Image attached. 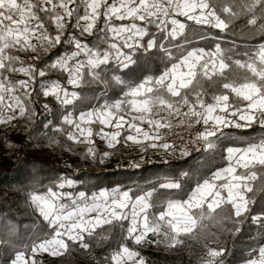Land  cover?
<instances>
[{"label": "snow or ice", "instance_id": "obj_1", "mask_svg": "<svg viewBox=\"0 0 264 264\" xmlns=\"http://www.w3.org/2000/svg\"><path fill=\"white\" fill-rule=\"evenodd\" d=\"M188 22L222 33L247 30L260 42L243 51L225 50L220 43L209 51H181L178 40L188 43ZM165 40L177 42L173 47L179 56H173ZM61 48L65 50L58 51ZM157 48L168 60L158 76L136 82L115 74ZM49 72L62 77L43 79ZM37 77L43 96L62 106L83 99L69 86L103 85L101 99L110 84L121 86L120 99H104L75 117L72 112L63 115V123L70 126L67 139L84 145L86 158H97L94 135L114 149L127 130L125 143L148 142L147 147L178 152L180 157L203 149L220 155L225 166L199 177L194 186L193 170L179 178H158L155 185L139 189L140 194L114 188L91 198L80 192V199H72L71 193L53 187L31 191L29 206L46 225L27 242L14 240L15 226L7 227L0 248L11 249L9 264H39L38 254L64 257L77 248L90 251L92 241L102 245L113 238L124 242L103 257L104 264H148L128 242L172 250L187 239L215 237L210 242H216L217 232L238 233L240 228L233 231L230 223L250 219L264 228V211L252 214L257 196L264 200V134L233 146L236 138L225 131L254 125L264 129V0H0V124L15 128L18 118L32 120ZM97 123L113 130L100 127L94 133L92 125ZM109 155L103 152L100 162ZM73 183L61 178L55 189ZM160 190H178L180 198ZM203 247L201 264H223L224 247ZM242 264H264V244L251 249Z\"/></svg>", "mask_w": 264, "mask_h": 264}, {"label": "trees", "instance_id": "obj_2", "mask_svg": "<svg viewBox=\"0 0 264 264\" xmlns=\"http://www.w3.org/2000/svg\"><path fill=\"white\" fill-rule=\"evenodd\" d=\"M188 23L191 25L187 32L188 43L186 44L184 39L178 40L182 46L181 51L192 48L212 49L216 43H220L225 50L232 48L234 51H243L245 48H250L253 43L260 42L258 35L247 30L244 34H241L239 29L235 33H222L216 29H209L207 26L201 27ZM163 43L172 50L174 57L180 55V52L173 47L176 41L165 40ZM63 50L65 49H58V51ZM23 58L26 62H33L27 56ZM167 63V58L157 48L150 54L141 55L136 65L129 69H120L115 74L121 75L128 81L139 82L146 76H158ZM60 77H62L61 73L49 72L43 79L55 80ZM16 78L23 77L21 74H16ZM40 80L41 78L37 77L33 84L36 91L31 98L35 116L31 121L21 118L15 128L10 127L8 134L15 146L6 157L7 165L0 168V238L5 237L8 226H15L17 235L14 240L22 242H27L31 234L39 233L40 229L45 228L46 222L29 206L27 201L28 193L31 191H45L48 187H53L54 190L68 192L74 196L85 192L89 197L100 189L119 188L131 189L133 193L140 194L139 189H146L150 184L155 185L158 178L166 176L179 178L182 172L193 170L195 175L192 176L190 183L194 186L199 177L210 175L211 171H215L217 167L225 166L220 155L202 151H192L189 157H180L178 152L165 156L145 153L140 163L123 165L122 136L121 143L113 149V158L116 160L114 166H107L104 161L100 162L101 154L106 150L100 142L94 146L97 150V158H86L85 146L67 139L66 132L70 130V126L63 123V115L72 112L75 117L79 112L89 110L93 104L104 99L114 101L123 94L121 86L110 84L106 89L107 95L103 99H101L103 85H85L82 89H72L69 86V90L79 91L83 99L74 106H62L53 97L43 96ZM62 83L66 84V80H62ZM45 104L48 105L47 110L44 108ZM45 125L48 126L45 127ZM58 127L63 128L64 131L57 132ZM225 131H231L232 137L236 138L233 146H242L243 140L264 134V129L258 125L250 129H226ZM61 178L71 179L74 183L71 186L66 185L64 189H55V185ZM188 184L189 181H185L184 187L187 188ZM160 191L162 195L180 198L178 190ZM257 200L258 204L254 207L252 214L264 211V200H260L259 195ZM209 227L211 231H217L212 225ZM228 227L233 231L235 227H239L240 231L235 234L217 232L219 240L216 242H210L215 240V237L200 241L190 239L194 244L193 247L190 246L189 239L184 246L172 250L149 246L146 249L145 258L148 264H190L192 252L205 250L203 245L209 243L210 247L222 246L226 249L223 264H240L251 255V249L264 244V228H261L260 224L251 223L250 219L240 225L230 223ZM121 242L124 241L119 238L110 239L102 245L92 241L90 251L77 248L64 257H54V260L57 264H83L84 262L104 264L103 257L108 255L112 248L118 247ZM128 243L132 246L131 242ZM10 253L11 249L0 248V264H9Z\"/></svg>", "mask_w": 264, "mask_h": 264}, {"label": "rangeland", "instance_id": "obj_3", "mask_svg": "<svg viewBox=\"0 0 264 264\" xmlns=\"http://www.w3.org/2000/svg\"><path fill=\"white\" fill-rule=\"evenodd\" d=\"M212 49H214V48H212ZM212 49H207L206 51H209V50H212ZM120 98H118V99H120ZM128 116L129 115L126 114V118ZM20 120H21V118H18L13 123L16 125V124H18L20 122ZM10 127H11V125H2V124H0V168L5 167L7 165L6 157L8 155H10L11 150H12V147H8L9 144L13 145V143H12L13 139H11L9 137V135H8L9 131H10ZM92 127H93V130H94V133L98 132L100 127H105V131H111V128L99 125L98 123L92 125ZM93 140L95 141L94 146L96 145L97 142H103V143L106 144L105 148L111 150V148L108 147L106 141L105 140H101L99 136L94 135L93 136ZM109 153H110V155L108 157H103V161L107 163V166H114L115 163H116V160L113 158L114 153H111V152H109ZM145 153H153V152L140 151L138 149L126 146L124 144V153H123V158H122V164L123 165H127L129 163H137L138 164V163H140L143 160V155ZM154 153H156V152H154ZM157 154L165 156V155H167L169 153H162V154L161 153H157ZM71 198L72 199H80V198H77L74 195H71ZM65 199L68 200L69 198L65 197ZM191 242L192 241L189 239L190 246L193 247L194 244H192ZM149 246L156 247L154 245H148V246H143V247L132 245V247L138 248V250L141 251V254L144 257H145L146 249ZM211 247H214V246H211ZM204 255H205V250L192 252V256H191V259L189 260V263L190 264H201V258L204 257ZM37 260H38L39 264H57L56 261L54 260V257L49 256L47 254H38L37 255ZM83 264H90V262H84Z\"/></svg>", "mask_w": 264, "mask_h": 264}, {"label": "built area", "instance_id": "obj_4", "mask_svg": "<svg viewBox=\"0 0 264 264\" xmlns=\"http://www.w3.org/2000/svg\"><path fill=\"white\" fill-rule=\"evenodd\" d=\"M103 102H104V101H101V102H99V104H101V103H103ZM97 105H98V103H95V104H93L92 107H95V106H97ZM92 107H91V108H92ZM126 119H130V115H129ZM144 127H147V126L145 125ZM126 134H128V131H127V130H125V131L122 133L123 143H124L126 146L133 147V148L138 149V150H140V151H149V152H153V153L156 152V153H161V154H162V153H165V151H164L163 149H153V148L147 147L148 142H144V143L141 144V145L133 144L132 142H127V143H125V142H124V136H125ZM172 139H175V138H172ZM145 149H146V150H145ZM201 151L204 152L203 149H201Z\"/></svg>", "mask_w": 264, "mask_h": 264}, {"label": "crops", "instance_id": "obj_5", "mask_svg": "<svg viewBox=\"0 0 264 264\" xmlns=\"http://www.w3.org/2000/svg\"><path fill=\"white\" fill-rule=\"evenodd\" d=\"M86 111H87V110H86ZM78 115H79V114H78ZM78 115H77V116H78ZM128 115H129V114H128ZM99 129H100V128H99ZM112 130H113V129H111V131H112ZM126 135H127V134H126ZM126 135H125V136H126ZM100 143H101L103 146H106L105 143H103V142H100ZM112 149H113V148H111V150H112ZM111 150H110V149H106L107 152H111V153H113V150H112V151H111ZM106 151H104V152H106ZM113 189H114V188H113ZM100 190H102V189H100ZM100 190H98L96 193L98 194ZM110 190H111V189H110ZM120 190H128V189H120ZM91 196H92V195H91ZM91 196H89V198H91ZM76 197L79 198V195H77ZM240 264H242V263H240Z\"/></svg>", "mask_w": 264, "mask_h": 264}]
</instances>
